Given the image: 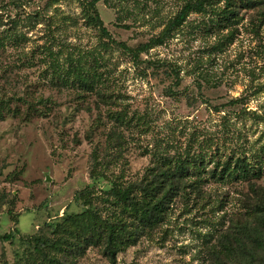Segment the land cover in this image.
I'll return each instance as SVG.
<instances>
[{
	"label": "rangeland",
	"instance_id": "374dc122",
	"mask_svg": "<svg viewBox=\"0 0 264 264\" xmlns=\"http://www.w3.org/2000/svg\"><path fill=\"white\" fill-rule=\"evenodd\" d=\"M87 1L0 0V264H112L99 226V244L80 248L63 231L86 211L106 219L107 191L206 145L226 151L220 158L237 149L254 157L264 145V0L237 1L232 22L213 33L208 17L192 14L139 66L88 23ZM185 1L97 8L115 41L137 47ZM72 62L94 89L78 84ZM213 165L113 264H215L214 252L245 237L244 227H260L264 176L219 182Z\"/></svg>",
	"mask_w": 264,
	"mask_h": 264
},
{
	"label": "trees",
	"instance_id": "16d2710c",
	"mask_svg": "<svg viewBox=\"0 0 264 264\" xmlns=\"http://www.w3.org/2000/svg\"><path fill=\"white\" fill-rule=\"evenodd\" d=\"M100 1H87L86 10L90 21L88 23L93 24L103 37L117 45L136 66H139L142 63V54L173 39L192 14L208 17L207 22L203 23L204 28L213 33L221 27L227 28V25L232 22V17L236 15L237 1L246 6L252 0H224V8L219 7L223 0H186L158 36L137 47H130L113 39L100 17L97 8ZM69 68V72L78 74L77 82L86 91L95 88V82H89L87 74L80 66L72 62ZM179 81L177 76V83ZM241 100H234L230 104L236 105ZM245 152H247L246 149L231 150L227 158H220L219 156L227 155L226 151L224 153L212 151L211 147L206 145L198 153L187 155L185 158L181 157L175 163L163 162L154 171L148 173V176H145L141 182L129 186L116 185L107 191V200L114 210L110 211L106 219L97 217L98 214L95 212L86 211L83 215L76 216L70 221V225L63 231L68 233L70 238H81L79 241H75V248H80L84 244L86 246L99 244L93 233L94 225L99 226V229L107 233L103 245L105 254L113 264L122 249L132 246L138 238L153 231L164 222L175 199L189 192L188 188H194L195 191L200 188L197 186L200 182L206 181L202 173L208 172L209 164L214 163L210 178L219 182L261 180L264 176V145L259 151L252 154L254 157H247ZM261 189L263 190L260 196L262 200L259 206L257 204L255 213L257 224L261 228L248 229L244 227L245 237L240 235V238L235 239L234 244H229L228 248H224L222 245V248L226 250L223 253L216 254L214 252L213 262L215 264H264V187ZM190 192L192 193V191ZM85 219H88L89 223L86 229L75 227ZM4 239L10 240L11 235L5 236ZM61 245L62 242L53 245V247H61ZM73 250L74 248L71 251Z\"/></svg>",
	"mask_w": 264,
	"mask_h": 264
}]
</instances>
